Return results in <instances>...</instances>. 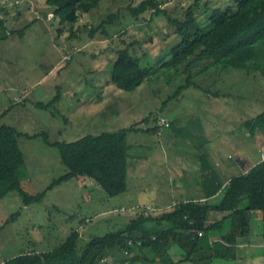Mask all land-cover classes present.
Here are the masks:
<instances>
[{"label":"rangeland","instance_id":"obj_1","mask_svg":"<svg viewBox=\"0 0 264 264\" xmlns=\"http://www.w3.org/2000/svg\"><path fill=\"white\" fill-rule=\"evenodd\" d=\"M141 1L100 0L96 11L80 10V18L71 29L68 22L61 23L52 12L47 14L46 0H0L4 25L10 30L25 27L21 35L8 33L0 24V124L10 123L31 134L45 131L49 141L55 142L114 131L145 117L153 126L161 117L172 120L197 114L203 119L209 147L218 150L213 154L207 148L206 152L213 162L221 158L217 166L224 175L241 168L237 159L248 166L255 163L264 149V129L251 133L243 123L264 110L262 75L224 67L208 56L193 62L189 70L187 64L192 57L177 67L164 65L171 59L170 48L180 42L181 36L165 14L156 15L149 8L135 15L128 9L130 3L136 7ZM158 1L171 16L183 18L194 0ZM232 3L234 0H199L196 15L201 27L210 29L212 7ZM120 7L119 16L105 25L108 35L99 29L91 36L86 26L100 24ZM128 45L150 72L131 91L116 87L111 75L120 48ZM190 73L192 82L187 85ZM180 86L185 87L179 91ZM58 88L59 101L49 108L36 105L52 100ZM6 109L8 112L3 113ZM128 142L141 145L143 158L136 164L130 157L128 188L123 193L110 196L95 179L79 176L47 189L39 202L25 205L16 191L1 198L0 261L31 247H57L76 229L81 232L82 247L91 236L126 225L140 207H153L155 214H161L180 194L195 192L196 184L187 187L186 183L199 178L198 151L188 141L163 126L157 133L132 132ZM19 144L26 158L19 173L29 192L44 190L53 178L68 170L59 148L47 143L43 135L20 136ZM222 158L236 161L235 166L228 167ZM173 183L177 187L171 192ZM135 204L141 206L132 208ZM123 205L126 210L120 209ZM14 213L17 215L3 224ZM88 217L91 221H86ZM225 224L230 226L229 219ZM147 256L141 264L159 259L152 250ZM260 263L264 264V258Z\"/></svg>","mask_w":264,"mask_h":264},{"label":"trees","instance_id":"obj_2","mask_svg":"<svg viewBox=\"0 0 264 264\" xmlns=\"http://www.w3.org/2000/svg\"><path fill=\"white\" fill-rule=\"evenodd\" d=\"M160 3L158 0H142L136 7L131 3L127 7L135 15L152 8L156 15L165 14L175 25L181 40L170 48L171 59L165 61L164 65L177 67L192 57L187 64L189 70L193 62L208 56L224 67H239L248 72L258 71L264 78V0H234V3L226 7H212L208 17L211 26L208 30L201 27L196 15L199 0H194L188 6L183 18L171 16ZM46 5L49 7L47 14L52 12L61 23L68 22L72 29L80 18V10L96 11L100 0H46ZM120 9L121 7L110 12L100 24L86 26L91 36H95L99 29L108 35L105 25L119 16ZM4 22L5 19L1 16V27L8 33H24L25 27L10 30ZM199 48L200 51L197 52ZM149 73V69L142 66L140 58L130 52L129 45L120 48L111 74L116 87L126 91L134 90L148 78ZM191 77L192 73L188 77L187 85L191 84ZM184 87L180 86L179 91ZM60 96L58 88L52 100L46 103L39 101L36 105L49 108L60 100ZM6 112L8 109L3 113ZM162 118L158 119L159 124L153 126L148 125L150 118L145 117L114 131L104 130L99 134L88 133L75 140L55 142L49 141L45 131L31 134L4 122L0 124V199L16 191L25 205L39 202L44 198L47 189L79 176L95 179L110 196L123 193L128 188L127 169L130 157L136 159V164L139 162L137 159L143 158L141 145H134L132 142L130 144L128 135L138 131L161 132V128L167 126L161 122ZM168 121L167 127L172 134L188 141L198 151L197 181L201 183L204 199L184 200L179 196V200L161 214H155L152 209L145 210L141 205L135 204L132 208L140 207L135 218L117 230L91 236L82 247H79L81 232L76 229L57 247L49 250L31 247L0 261V264H110L108 258L113 254V248H120L126 253H137L138 248H148L155 252L159 263L168 264L170 261L163 257L168 256V249L172 245L182 249L183 259H190L192 254L203 252L206 248L212 250L213 257H231L238 238L250 233L251 215L255 210L262 212L264 235V157L261 155L264 149L260 153V159L248 168L245 161L237 159L241 163V170L232 175H224L206 152L207 148L213 154L218 150L209 147L210 139L200 115L182 116ZM141 123L147 126L143 127ZM243 125L251 133L257 128L264 129V110L244 121ZM38 135H43L47 143L59 148L61 160L68 170L53 178L44 190L31 193L25 189L19 173L26 162L19 137ZM122 207L121 210L127 209L126 206L125 209ZM211 212L220 213V217L210 220ZM16 215L17 213L12 214L3 224L10 222ZM228 219L230 230L223 233ZM217 230L222 232L223 240L228 243L226 251L214 249L206 241L208 235ZM137 257L133 255L130 260Z\"/></svg>","mask_w":264,"mask_h":264},{"label":"crops","instance_id":"obj_3","mask_svg":"<svg viewBox=\"0 0 264 264\" xmlns=\"http://www.w3.org/2000/svg\"><path fill=\"white\" fill-rule=\"evenodd\" d=\"M142 153V152H141ZM143 157V155H142ZM214 158H211L213 161ZM221 158L218 156L216 157L214 162L216 165L217 163L222 162L220 160ZM223 159V158H222ZM224 161L227 162L226 159H223ZM228 167H234L235 163L233 161L227 162ZM218 167V166H217ZM249 166L246 165V168ZM221 170V169H220ZM241 168H237L236 172H239ZM222 171V170H221ZM235 172V173H236ZM196 184L197 188L194 190L195 192L192 193L191 195H182L181 198L184 200L186 199H204L205 194L202 190V186L200 182L196 181H191L186 183L187 187H192L193 184ZM176 187V185H170V189L172 192V189ZM182 188V187H180ZM183 190V189H182ZM179 200V197L174 198V202H168V206L173 205L175 202ZM220 213L218 212H211L210 214V220H214L215 218H219ZM262 213H256L255 211L251 215V231L248 235L241 236L238 238V242L233 248V253H231V257H219V256H212V250L206 248L201 251L200 253H194L192 254V257L190 259H183L182 254L183 251L182 249L178 248L177 245H172L168 249V256H164V259H168L170 263L168 264H261L260 261H262V258H264V235L262 232ZM261 220V221H260ZM230 225V224H229ZM228 225H224V230L223 233H228L230 230V226L227 227ZM227 227V228H226ZM198 234H201L199 232ZM214 249L220 250V251H226L228 243L225 242L222 238V232L220 231H214L211 232L208 235V238L206 240ZM217 245H221V248L218 249ZM150 250L148 248H138L137 253L132 252V253H124V250L120 248H113L112 249V255L108 258L110 261V264H141V261H144L145 259L148 258V253ZM130 254V255H129ZM138 256L140 258H136L133 260H130L131 256ZM151 264H157V263H152Z\"/></svg>","mask_w":264,"mask_h":264},{"label":"built area","instance_id":"obj_4","mask_svg":"<svg viewBox=\"0 0 264 264\" xmlns=\"http://www.w3.org/2000/svg\"><path fill=\"white\" fill-rule=\"evenodd\" d=\"M161 122H163L167 126L169 125V121L164 117L161 119ZM261 155L264 157V151L262 152ZM122 209H125V206H123Z\"/></svg>","mask_w":264,"mask_h":264},{"label":"clouds","instance_id":"obj_5","mask_svg":"<svg viewBox=\"0 0 264 264\" xmlns=\"http://www.w3.org/2000/svg\"><path fill=\"white\" fill-rule=\"evenodd\" d=\"M171 206V205H170ZM151 209H154L153 207H151ZM90 219V217H88V218H86V221H88ZM1 261H3V260H1Z\"/></svg>","mask_w":264,"mask_h":264}]
</instances>
